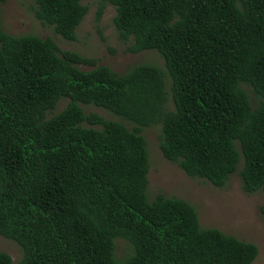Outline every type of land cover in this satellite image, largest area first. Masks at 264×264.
<instances>
[{"label": "trees", "instance_id": "obj_1", "mask_svg": "<svg viewBox=\"0 0 264 264\" xmlns=\"http://www.w3.org/2000/svg\"><path fill=\"white\" fill-rule=\"evenodd\" d=\"M81 1L34 0V16L73 41ZM98 1L96 19L114 8L127 52L161 57L168 87L150 64L117 74L0 28V236L20 248L18 264H250L254 244L200 228L181 199H147L141 129L158 124L162 157L215 188L241 156L242 192L264 195V0ZM115 240L127 247L120 259ZM0 264H11L2 251Z\"/></svg>", "mask_w": 264, "mask_h": 264}, {"label": "rangeland", "instance_id": "obj_2", "mask_svg": "<svg viewBox=\"0 0 264 264\" xmlns=\"http://www.w3.org/2000/svg\"><path fill=\"white\" fill-rule=\"evenodd\" d=\"M80 3L86 7V12L75 28L73 41L63 40L54 34L52 27L40 24L34 16V0H4L0 3V28L11 36L29 34L41 39L50 38L59 52L69 50L94 58L97 65L106 66L117 74L136 64H150L164 72L167 89L169 80L163 61L154 50L135 54L126 51L131 41L118 38L112 24L115 12L111 5L105 4L96 19L99 1L82 0ZM79 68L88 70L90 66L80 65ZM66 103L67 99H59L46 118L59 112ZM165 106L171 110L169 99ZM79 107L84 114L95 113L105 120L119 121L126 128H131V124L107 111L90 105ZM159 133L158 124L141 129L147 150V199L151 200L160 193L187 202L194 208L200 228H215L223 234L254 244L257 255L250 264H264V195L259 191L249 195L242 192L237 175L242 164L241 156L236 172L229 176L223 187L215 188L201 179L187 177L176 165L166 161L158 148ZM114 246L115 257L122 258L127 252L126 245L115 240ZM0 251L9 255L11 264H18L21 250L13 241L0 236Z\"/></svg>", "mask_w": 264, "mask_h": 264}]
</instances>
